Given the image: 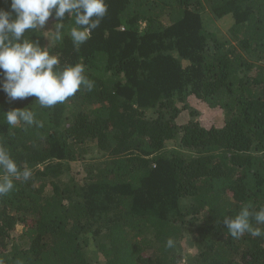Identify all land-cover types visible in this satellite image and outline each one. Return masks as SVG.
I'll use <instances>...</instances> for the list:
<instances>
[{"label": "trees", "instance_id": "1", "mask_svg": "<svg viewBox=\"0 0 264 264\" xmlns=\"http://www.w3.org/2000/svg\"><path fill=\"white\" fill-rule=\"evenodd\" d=\"M105 2L79 50L69 31L50 47L61 69L86 66L91 91L51 108L0 91V143L32 171L0 196V260L264 264V235L232 238L224 224L264 206V0ZM208 12L233 18L225 39ZM43 34L31 38L47 47ZM191 95L222 126L205 127ZM27 107L43 127L7 124L3 112Z\"/></svg>", "mask_w": 264, "mask_h": 264}, {"label": "clouds", "instance_id": "2", "mask_svg": "<svg viewBox=\"0 0 264 264\" xmlns=\"http://www.w3.org/2000/svg\"><path fill=\"white\" fill-rule=\"evenodd\" d=\"M107 11L105 0H10L9 10L0 9V91L11 101L34 96L40 107L47 108L64 103L82 86L91 91L94 81L86 76V66L76 63L61 69L59 57L51 54L50 47L53 42L62 43L65 31H69L73 46L79 50ZM66 13L71 20L74 18L75 26L70 30L64 23ZM50 18H54V30L41 31ZM38 31L46 34L43 37L49 42L47 47L31 38ZM3 115L10 126L43 127V122L36 118L37 113L28 107L3 112ZM31 176V169L21 170L8 148L0 143V196L13 191L15 180L27 181ZM253 221L255 225H264V206L256 210L248 203L234 216L224 218L232 238L245 233L254 237L264 235V230ZM173 247L174 241L169 238L166 248Z\"/></svg>", "mask_w": 264, "mask_h": 264}, {"label": "rangeland", "instance_id": "3", "mask_svg": "<svg viewBox=\"0 0 264 264\" xmlns=\"http://www.w3.org/2000/svg\"><path fill=\"white\" fill-rule=\"evenodd\" d=\"M67 16H70L69 14H65L64 22L68 21L66 19ZM213 15L209 14L204 17L205 24H207L212 30H214L222 39H225L228 34H227V29L229 28L230 24L233 21V18L229 15L226 16L222 19H213ZM54 18H50L49 21L47 22V25L42 31H46L49 29H53V24H54ZM43 33V32H42ZM43 35H46L45 33ZM45 41L48 42L47 38H44ZM107 76V75H105ZM189 105L192 107L196 108L199 112V120L205 127H212V126H217L220 127L223 124V113L220 109L217 108H210L208 105H206L203 101H200L196 99L194 96L191 95ZM186 112V111H185ZM187 116V112H186ZM188 118V117H187ZM183 119V118H182ZM184 121V119H183ZM79 168V167H77ZM93 242V241H91ZM187 246V245H186ZM187 252L191 251V248H186ZM90 251H93L91 248Z\"/></svg>", "mask_w": 264, "mask_h": 264}]
</instances>
